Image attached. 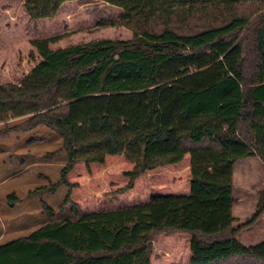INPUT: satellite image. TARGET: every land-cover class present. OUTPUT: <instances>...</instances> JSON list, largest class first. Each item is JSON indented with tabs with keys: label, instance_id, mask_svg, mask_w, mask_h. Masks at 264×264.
<instances>
[{
	"label": "trees",
	"instance_id": "16d2710c",
	"mask_svg": "<svg viewBox=\"0 0 264 264\" xmlns=\"http://www.w3.org/2000/svg\"><path fill=\"white\" fill-rule=\"evenodd\" d=\"M69 0H27L31 20L53 17ZM121 7L118 19L95 28L122 25L129 39L99 38L65 47L51 45L68 32L31 40L41 60L19 84L0 85V122L27 116L0 134L46 128L66 162L56 182L36 189L72 186L68 174L79 162L103 163L123 155L133 163L132 188L141 173L180 162L189 155V193L152 194L146 201L84 212L67 193L59 208L73 218L52 219L27 236L0 244V264H149L157 233L187 232V264H264V240L244 245L232 207L233 167L243 158L264 163V0H105ZM254 5L244 13L240 7ZM33 56V53H31ZM221 62L200 89H181L179 114L187 127L170 147L159 148L162 121L158 86L189 69ZM140 91V111L124 122L106 106L72 116L73 102L87 95ZM21 127V128H19ZM49 213L54 217L51 208ZM264 210V190L246 224Z\"/></svg>",
	"mask_w": 264,
	"mask_h": 264
},
{
	"label": "rangeland",
	"instance_id": "374dc122",
	"mask_svg": "<svg viewBox=\"0 0 264 264\" xmlns=\"http://www.w3.org/2000/svg\"><path fill=\"white\" fill-rule=\"evenodd\" d=\"M26 1L0 0V85L19 84L41 60L31 44L35 37L68 32L69 35L51 45L56 48L60 44L85 42L98 35L118 36L122 30L131 33L130 29L122 25L95 28L99 19L119 17L109 9L88 3L99 0L66 2L53 17L38 20L30 19L25 9ZM240 9L244 13L256 10L254 5L249 4L242 5ZM263 10L264 7L252 16ZM220 65L221 62H217L200 69H189L183 75L158 86L163 116L157 135L159 148L171 146L176 133L188 124L187 119L179 114L177 92L186 88H202ZM143 100L144 95L140 91L114 92L109 96L105 93L92 94L73 102L71 115H79L89 109L103 113L107 106L112 113L127 122L133 111H140ZM26 117H11L0 122V131L21 123ZM256 120L262 122L264 116L256 115ZM60 146V137L46 128L35 127L26 131L14 130L7 135L0 134V244L27 236L52 219L73 218L70 212L59 211L68 192L70 199L84 212L143 202L152 194L189 193L187 155L178 164L141 173L133 180L132 188L121 193L118 191L129 181L125 172L133 166L123 155H107L103 163L87 165L79 162L68 174L72 186L62 185L55 192L36 193L37 188L60 178L61 167L66 162L65 153L58 152L51 158L45 155ZM232 179L235 199L233 226L238 227L239 233L254 224L255 220L246 223L255 210L259 193L264 190V163L257 157L238 160L233 167ZM48 208L54 211L53 218ZM258 223L252 228L253 232L264 237V216Z\"/></svg>",
	"mask_w": 264,
	"mask_h": 264
},
{
	"label": "crops",
	"instance_id": "0c3cea01",
	"mask_svg": "<svg viewBox=\"0 0 264 264\" xmlns=\"http://www.w3.org/2000/svg\"><path fill=\"white\" fill-rule=\"evenodd\" d=\"M73 1H77V0H69V1H65L64 3L73 2ZM64 3H62V5ZM88 3L91 5L100 6L102 7V9L103 8L109 9L112 12H114L116 16H119L122 12L121 7L111 4L105 0H99V1H96V3L95 1L91 3L88 2ZM85 4H87V2ZM120 32L123 33V35L125 33V35L120 36L121 33L118 36L98 35L97 37L90 38L89 40L85 42H88L90 40L99 39V38H110V39H129L131 38V33H129L128 31L122 30ZM72 44H78V43H72ZM72 44H60L56 48L65 47V46L72 45ZM161 124H162V121H161ZM186 155L189 156L188 154H185L184 156L185 159L187 158ZM248 158L251 159L254 157H248ZM178 163H175V164H178ZM175 164H170V165H175ZM232 214L235 217L234 205L232 207ZM263 216H264V210L260 214V216L254 221L253 225L247 226L246 228L242 230V232H239V233L237 232L236 236L241 243H243L244 245H253L257 242L264 240V237H260L259 233L253 232L254 225L258 226L260 224L258 222L260 221V219H262ZM190 238H191V235L187 232L157 233L152 239V253L150 256L149 264H187V261L191 257Z\"/></svg>",
	"mask_w": 264,
	"mask_h": 264
}]
</instances>
